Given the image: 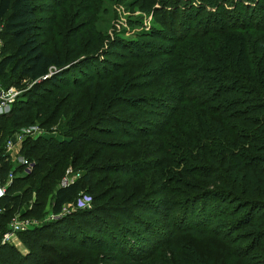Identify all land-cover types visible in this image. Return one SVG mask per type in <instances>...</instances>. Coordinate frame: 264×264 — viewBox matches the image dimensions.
I'll return each mask as SVG.
<instances>
[{
	"label": "trees",
	"instance_id": "1",
	"mask_svg": "<svg viewBox=\"0 0 264 264\" xmlns=\"http://www.w3.org/2000/svg\"><path fill=\"white\" fill-rule=\"evenodd\" d=\"M68 1L64 0V4ZM113 1L83 0L88 5V15L91 16L88 17L92 20L99 15L103 3L104 12L107 13L110 6L105 7V4ZM221 1L156 0V5L161 7L165 16L178 18L176 13L181 12V19L184 20L183 25L179 24L177 29L173 28L176 21L172 24L171 21L168 22L173 34L174 31H179L171 48L181 45L180 52L173 56L167 73L179 75L180 96L176 98L169 113L159 117L163 118L161 122L153 125L141 122L140 128L135 127L131 132L120 128L119 133L121 136L134 138L143 155L148 153L158 156L150 170L157 177L154 180L152 176V181L162 183L161 187L165 190L167 182L189 187L187 190L191 189L192 194L188 193L187 196L186 190L183 191L178 186L176 188V194H180L179 197L186 196L185 200H201L204 205L207 201L211 202L210 207L213 209L207 210L208 224L220 221L219 226L216 225L219 229L208 227L202 232L203 236H213L216 238L215 242L223 245L220 244L222 251L216 258V263L264 264V16L258 15L264 11V0L257 1L256 4H250L252 0H229L233 4L238 3L234 8L227 6L230 3ZM150 2L153 3V0H141L140 4L147 5ZM205 4L210 9L203 15ZM155 10L159 11L158 8ZM251 13L256 14L258 20L248 23ZM38 14L34 0H0V23L3 24L0 35L3 41L0 79L9 84L0 83L4 87L11 85L17 88H26L33 83L14 104L11 113L0 117V144L13 132L37 120H40L41 128L48 127L59 116L63 103L72 100L68 105L65 104L66 110L72 109L64 126L67 129L64 137L69 140L58 142L53 139H38L24 142L21 153L33 160L35 166L31 174L16 178L6 196L0 200V209L3 210L0 214V229L5 227L20 206L23 208L21 215L25 218L40 217L41 207L48 193L52 195L51 212L55 215L62 214L64 208L79 193V182L68 187H53L54 181L51 178L58 170H52L51 167L37 178L44 166L56 163L55 158H49L48 154L36 156L39 151L60 153L64 149L94 145L96 141L91 136L92 133L111 130L116 122L126 125L124 120L119 119L122 114L120 109H124V114L134 108L137 114L148 115L143 109L135 108L132 104L134 101L126 98L128 93L144 91L140 89L141 85L128 89L134 83H140L131 81L140 79L138 70L144 66L141 65L140 69L130 73L129 70L133 68L125 72V66L130 64H122L124 67L121 65L120 69L125 72L123 78L116 71L117 67L109 74L98 77L83 72L81 76L85 78L77 79L78 76L75 77L73 72L75 65L70 70L65 67L75 60L67 59L73 55L70 49L64 55L65 49L59 54L48 53L43 49L39 40ZM58 15L59 13L56 16ZM76 30L73 32L75 44L79 41ZM70 47L72 48L71 45ZM51 70L55 71L53 76L45 78ZM77 70L80 71L79 68ZM64 75L76 79L71 84L73 92L65 100L58 94L62 91L59 88L63 87L61 83L64 82ZM164 75L166 76V71ZM10 77H16L15 81H11ZM127 78L130 84L126 81ZM192 81L196 88L192 86ZM95 83L102 85L97 86ZM84 87L87 89L80 93V89ZM36 98H40V102ZM86 107L90 108L87 120L91 124L87 127L86 122L77 123ZM106 125L109 126L105 128ZM144 163L147 165L146 160ZM135 167V164L127 166L125 170ZM93 170L95 169L87 171L81 178L83 183H90L87 194L91 200V210H81L77 214H69L58 221L47 223L42 228L18 234L26 254L11 245L0 246V264H64L78 259L82 262L88 258L87 253L83 254L87 251L102 252V258H99L103 261L98 264H115L121 259L128 260L130 264H147L148 259H152V264H159L166 259L159 251L163 248L167 250V247L180 251L181 254L177 256L180 262L177 264H205L202 254L198 256L192 252L186 253L178 240H174L176 244L169 245V242L173 243V236L170 237L169 234H139L137 237L142 242L146 241L144 237H159L155 246L145 250L140 246L142 242H137L139 239L133 238V234H110L109 229L101 228V222L107 223L109 220L110 224L113 223L111 216H118L122 221L121 226L113 224L122 231H126L125 228L129 226H142V218L166 219L167 206L165 201L152 202L148 199L140 204L121 208L101 205L106 196L94 194L90 174ZM6 171L7 167L3 169V173ZM192 179L196 180V184L191 185ZM132 180L137 182L139 178L133 176ZM213 219L216 221H212ZM95 221L98 223L95 226L98 234H70L82 224L88 228L93 227ZM143 227V233L148 231ZM239 231L245 232L237 234Z\"/></svg>",
	"mask_w": 264,
	"mask_h": 264
},
{
	"label": "rangeland",
	"instance_id": "2",
	"mask_svg": "<svg viewBox=\"0 0 264 264\" xmlns=\"http://www.w3.org/2000/svg\"><path fill=\"white\" fill-rule=\"evenodd\" d=\"M257 1L260 0H252L250 4H256ZM151 2L147 5H141V0H124L123 2L114 0L111 4H105V7L110 6L108 7L107 13L104 12L103 3L99 15L93 17L92 20L89 18L91 16L88 15V5H85L83 0H69V4H66V2L64 4V0H34L36 9L39 12L37 15L39 21V40L43 45V49L48 51V53L58 54L61 50L65 49L66 53H63V55L68 54L67 52L70 49L73 55L67 59L71 58L75 60L65 67L70 70V67L75 65V71L73 70V72L75 73V77L78 76L76 77L77 79L82 77L81 74H83V72L98 77L100 75H106L105 73L109 74L112 70H116L117 67L118 70L116 71H119V75L123 78V73L128 72L129 68H133L129 70V72L132 73L140 69L141 65L144 66L138 70V77L140 79L138 81L132 79L131 81V83H140H134L133 86L128 88L135 89V85L139 87L141 85L142 88L140 89H144V91L131 92L132 94L128 93L126 98L134 101L132 104L135 108L143 109L145 113H148V115L137 114L136 109L131 108L130 112L124 114L122 112L124 109H120L122 110L120 111L122 114H120L119 119L124 120L126 125L116 122L113 123L112 126L114 127H111V130H105V132H102L103 134L96 133L97 131L92 133L91 136H93L97 144L83 145V148L76 147L69 150L64 149L60 151V153L49 152L47 150L39 151V155L37 153L36 156L41 157L43 154H48L47 156L49 158H55L56 163L55 165L44 166V169L38 173L37 178L44 175L48 168L50 169L51 167L52 170H58V173L51 178L54 181V184H52L53 187L54 185L55 188L60 187L61 181L64 178L73 182H79L81 186L80 191L76 198L67 205L68 207L64 212L65 216L69 214L74 215L81 210L83 212L84 210H91L92 208V204L90 203L91 200L88 197L89 192L87 190L90 183H83L81 178L82 175L93 168L95 170L90 174H92L94 194L96 196L100 194L106 196V198L101 201V205L106 206V204H108L109 207L111 206L112 208L116 206H120L121 208L131 204H140L148 199L152 202L155 200L165 201L167 206L166 212L168 216L166 219L162 217L142 218V226H129L125 228L126 231H122V229L119 230L116 225H113L117 224L121 226L122 221H120L118 216H111V219L114 220H112L113 223L110 224L109 220L107 223L101 222L99 224L101 228L109 229L110 234H133V236H135L133 238H138L139 234H169L170 237L173 236V243L171 244L169 242V245L172 246L176 244L174 240H178L186 253L191 254L192 252V254L194 253L198 256L202 254L201 256L205 257V259H202V261H205V264L208 262H211V264H226L225 261L224 263H216V258L219 257V253L222 251L220 249L221 243L218 244L215 242L214 240H216V238L213 236H203L204 234L202 232L208 227L212 229L216 228V225L219 226L218 224L220 223V221L213 219L212 221H216V223L214 224L211 222L213 223L212 225L208 224L207 210L213 209L210 207L211 202L207 201L206 206L202 204L201 200L196 202L193 201L194 199L185 200L184 198L188 193L192 194L191 189L187 190L189 187L171 185L167 182L165 183V185H167L165 190L163 186L161 187L162 183H155V181H152L157 177H154L155 172L150 170L153 166V161L157 160L158 156L154 154L148 155V153L143 155L141 153L142 149L138 147L140 145L133 140L134 138H128L125 135L121 136L119 133L120 128H124L127 132H131L135 127L140 128L141 122L150 125L161 122L163 118L159 117L167 115L170 109L173 108V104L176 103V98L180 96V94H178L181 89L178 82L179 75L167 73L170 61L173 62V56L175 57V55L180 52L181 45L171 48L174 42L173 39L179 31L176 30L173 34L172 27L168 25V22L171 21L170 23L172 24L176 21L177 23L173 28L177 29L179 24L183 25L184 20L181 19V12L176 13L178 18H176V16L170 18L163 14L161 7L156 5V0H153V3ZM221 2L230 3L227 4V6L230 5L232 8L238 4H233L232 1L229 0H222ZM59 6H61L60 9H57ZM155 8H158L160 12H157ZM204 8L206 10L203 15H206L210 6L205 4ZM238 8L240 9V7ZM54 10L56 12H54ZM255 11L257 14L258 9ZM56 13H59V15L56 16ZM251 14L252 16L250 17L249 15V19H247L248 23L258 20L255 17L256 14ZM258 15L264 16V11H261ZM196 16H199V14ZM223 22H226V20ZM0 26H3V24L0 23ZM75 29H77L76 32L79 33L77 37L79 41L77 40V44L73 41V35H75L73 32H75ZM72 51L74 52L72 53ZM112 54L114 56H112ZM169 55H171V57ZM136 60L138 61L135 62ZM78 64L79 66H77ZM122 64H130L125 66V72L120 69ZM123 65L122 67H124ZM137 65L138 67L135 68ZM77 68H79L80 71H78ZM51 71L54 72L53 70ZM165 71L166 76L164 75ZM51 73L49 75L53 76L54 73ZM65 75L64 82L61 83L63 87L59 88L62 91L58 93L60 96L57 95L63 97L64 100L69 98L70 92H73L71 84L74 83L73 80H76L74 77H66L67 75ZM15 78L16 77H10V80L15 81ZM82 78L85 77L83 76ZM126 81L129 83L128 78ZM0 82H2L1 79ZM2 83L9 84L8 82ZM96 84L97 86L102 85V83H95V85ZM24 86L25 84L23 82L22 87ZM192 86H196L194 81H192ZM9 87H11V85ZM85 89H87V87L80 89V93L84 92ZM122 91H120V93H122ZM93 94L94 92H92V95ZM38 99L40 98H36V100ZM40 100L38 101L40 102ZM70 102H72V100L67 101V105ZM66 103H63L64 106L57 119L49 123L48 127L43 128L45 132L41 140L53 139L58 142L69 140L64 137L65 132H67L64 126H66V122L72 114V109L66 110ZM89 112L90 108L86 107L81 117L79 116L77 123L86 122L88 123L86 127L90 126L91 124H89L87 120ZM39 124L40 120H37L31 125L41 127ZM92 126L94 127L96 125ZM108 126L109 125H106L104 127L106 128ZM104 127L98 126V128ZM82 130L83 129H81V131ZM148 140H150V138L147 139V142ZM145 160L147 165L144 163ZM134 164L136 166L135 168L125 170L127 166H133ZM97 167L100 168L97 169ZM133 176H137L139 180L134 182L132 180ZM192 180L191 185L196 184V180ZM177 186L182 188L183 191H187L185 192V197H179L178 195L180 194H176L178 191L176 189L178 188ZM117 189L119 190L117 191ZM137 190H139L138 193ZM133 193H136V195ZM48 194L41 207V216L32 218L35 222L34 229L42 228L45 224L50 223V218L52 216V195ZM33 199H31V201H33ZM22 212L23 208L20 206L13 215H21ZM89 224L92 223L90 222ZM97 225L98 223L95 221L94 226L91 228L85 227L84 224L79 225L78 228L73 226L75 230L73 229L70 234H98L96 232L97 228H95ZM143 226L148 230L145 231V233H143L144 231L141 228ZM90 229H94V231ZM217 229L219 228H216V230ZM68 230L70 229L68 228ZM243 232L245 231H239L237 234H243ZM45 234H47V232ZM227 235L229 237L231 236V234ZM138 239L139 241L137 239L134 240L142 242L140 238ZM143 239L146 241L140 243V246L147 250L149 247L157 244L156 242L159 240V237L154 235L153 239H146V237ZM19 251L25 254L26 250L23 251V249L20 248ZM159 252L166 258L165 261L159 264H177V262H180L177 260V256L181 254L180 251L172 247H167V250L163 248ZM86 253L88 254V258L85 261L81 262L78 259V263L74 261L64 264H98L101 260L103 261V259H100L102 258V252L100 251L92 253L87 251L83 254ZM92 255L95 257H90ZM92 258H94V261H92ZM152 261V259H148L147 264H152ZM115 264L130 263L128 260L121 259Z\"/></svg>",
	"mask_w": 264,
	"mask_h": 264
},
{
	"label": "built area",
	"instance_id": "3",
	"mask_svg": "<svg viewBox=\"0 0 264 264\" xmlns=\"http://www.w3.org/2000/svg\"><path fill=\"white\" fill-rule=\"evenodd\" d=\"M2 30L3 26H0V32ZM2 49L3 41L0 38V59ZM52 73H55V71ZM50 76L48 75L45 78ZM32 85L33 83H30L26 88H17L14 86L4 87L0 83V117L9 115L14 104ZM44 132L43 128L39 126L30 125L22 127L13 132L0 144V200L6 196L9 187L16 178H22L31 174L35 162L21 153L22 146L27 140L37 141L41 139L44 136ZM5 167H7V171L3 173ZM73 183V181L64 178L61 181L60 187H68ZM67 207L64 208L62 214L55 215L52 213L50 222L62 219L65 216L64 212ZM2 211L0 209V214H2ZM34 223L32 218H25L22 215H12L5 224V227L0 229V246L11 245L16 248L21 243L18 234L34 230Z\"/></svg>",
	"mask_w": 264,
	"mask_h": 264
},
{
	"label": "crops",
	"instance_id": "4",
	"mask_svg": "<svg viewBox=\"0 0 264 264\" xmlns=\"http://www.w3.org/2000/svg\"><path fill=\"white\" fill-rule=\"evenodd\" d=\"M20 242H21V241H20ZM20 248H22L23 251H25V249H24L22 243H20V244L16 247V249H18V250H20ZM25 254H26V251H25Z\"/></svg>",
	"mask_w": 264,
	"mask_h": 264
}]
</instances>
